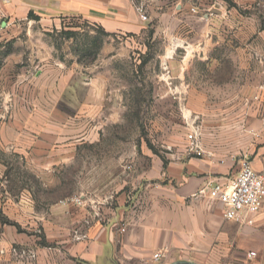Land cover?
Segmentation results:
<instances>
[{
    "label": "rangeland",
    "instance_id": "374dc122",
    "mask_svg": "<svg viewBox=\"0 0 264 264\" xmlns=\"http://www.w3.org/2000/svg\"><path fill=\"white\" fill-rule=\"evenodd\" d=\"M234 1L216 0L232 14L220 16L224 39L207 60L186 59L183 50L164 59L170 41L147 21L138 34L109 33L78 16H32L10 26L4 52L22 56L15 69L30 79L25 105H2L0 97V121L24 132V139L0 135V264H36V248L51 246L38 223L22 220L27 194L37 199L54 189L62 200L89 204L97 195L115 196L134 157L148 152L164 160L188 150L192 129L204 150L226 155L252 134L248 119L264 115L253 85L264 46L245 45L244 21L255 20L253 40L260 42L264 4L245 9V0ZM226 20L241 23V39L228 38ZM40 61L43 73L35 78Z\"/></svg>",
    "mask_w": 264,
    "mask_h": 264
},
{
    "label": "crops",
    "instance_id": "0c3cea01",
    "mask_svg": "<svg viewBox=\"0 0 264 264\" xmlns=\"http://www.w3.org/2000/svg\"><path fill=\"white\" fill-rule=\"evenodd\" d=\"M256 1L245 0V9ZM139 3L144 4L147 22L152 23L155 33L170 41L166 60L178 50L186 56L189 52L186 59L194 56L207 60L216 40L224 39L220 33L223 21L219 19L232 14V9L227 11L216 0H196L195 8V0H0L2 105H25L23 99H29L28 71L15 69L22 64V56L4 52L11 40L8 31L16 21L30 18V13L49 19L78 16L109 33L138 34L146 27L136 11ZM247 19L245 45L264 46V30L259 33L260 42L254 41L255 20ZM224 24L228 38L241 39L240 22L226 20ZM260 51L264 63V48ZM39 67L35 78L42 76L43 61ZM255 78L253 85L259 90L255 97L260 101L254 105H264V64ZM258 111L255 107L251 114L258 117ZM260 117L248 119L252 134L244 133L245 139L235 142L233 152L227 155L204 150L202 145L201 156L181 150L164 160L148 152L134 157L133 171L122 177L115 196L91 197L85 207L62 200L59 190L37 199L27 194L22 220L38 223L51 245L36 248V264H264V205L255 214L226 220L223 207L209 197L212 186L229 185L234 180L242 156L264 179V115ZM22 130L15 132L12 123L0 121L3 140L6 136L22 137ZM233 136L241 133L236 131ZM28 137L26 134L25 140ZM51 154L55 157L54 152ZM56 157L60 158V151ZM79 234L85 237L77 239ZM158 253L162 256L155 260ZM250 253L255 256L249 257Z\"/></svg>",
    "mask_w": 264,
    "mask_h": 264
},
{
    "label": "built area",
    "instance_id": "2783aa9c",
    "mask_svg": "<svg viewBox=\"0 0 264 264\" xmlns=\"http://www.w3.org/2000/svg\"><path fill=\"white\" fill-rule=\"evenodd\" d=\"M136 11L142 22L148 20L143 3L136 5ZM192 13H196L195 9H191ZM264 120V119H263ZM197 129H192L186 134L187 149L189 153L196 156L203 154L200 138ZM238 172L234 180L229 185H214L211 187L209 197L217 201L224 209V218L226 220H238L244 214H255L264 205V179L254 171L250 160L242 156L238 159ZM69 202L85 207L86 202L80 198L70 199ZM249 224L252 221H248ZM85 237L79 234L76 238ZM162 255L155 254L154 259L157 260ZM255 256L250 253L249 257Z\"/></svg>",
    "mask_w": 264,
    "mask_h": 264
},
{
    "label": "trees",
    "instance_id": "16d2710c",
    "mask_svg": "<svg viewBox=\"0 0 264 264\" xmlns=\"http://www.w3.org/2000/svg\"><path fill=\"white\" fill-rule=\"evenodd\" d=\"M33 15L30 13V15H29V17H32ZM99 29L100 30H104L103 28H101L100 26H99Z\"/></svg>",
    "mask_w": 264,
    "mask_h": 264
}]
</instances>
